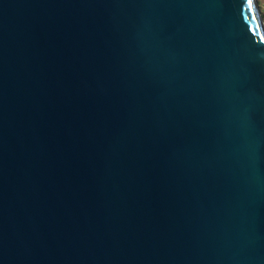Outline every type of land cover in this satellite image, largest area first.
<instances>
[{"label": "water", "instance_id": "95a60500", "mask_svg": "<svg viewBox=\"0 0 264 264\" xmlns=\"http://www.w3.org/2000/svg\"><path fill=\"white\" fill-rule=\"evenodd\" d=\"M0 264H264L255 0H0Z\"/></svg>", "mask_w": 264, "mask_h": 264}, {"label": "rangeland", "instance_id": "374dc122", "mask_svg": "<svg viewBox=\"0 0 264 264\" xmlns=\"http://www.w3.org/2000/svg\"><path fill=\"white\" fill-rule=\"evenodd\" d=\"M255 4L259 13L261 26L264 30V0H255Z\"/></svg>", "mask_w": 264, "mask_h": 264}]
</instances>
